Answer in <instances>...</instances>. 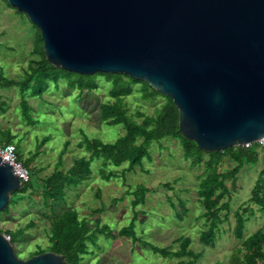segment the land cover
Wrapping results in <instances>:
<instances>
[{
    "label": "rangeland",
    "instance_id": "rangeland-1",
    "mask_svg": "<svg viewBox=\"0 0 264 264\" xmlns=\"http://www.w3.org/2000/svg\"><path fill=\"white\" fill-rule=\"evenodd\" d=\"M37 30L26 15L0 0V72L4 77L21 80L29 66H36ZM72 78L78 80L76 76ZM82 80L88 82L89 78ZM94 82L96 88L91 91L84 89L79 93L64 82L59 90L51 89L39 98L26 97L28 118L19 89L0 88V131L9 130L21 148L23 161H32L30 168L36 183L33 191L20 199L13 198L8 213L0 212L1 234L9 238L10 232L22 231L14 246L19 259L27 260L31 253L47 248L51 219L68 208H75L80 217H88L89 226H106L111 233L110 238L105 236L107 233L96 235L81 264H177L179 259L155 254L143 242L176 252L179 238L190 239L188 249L199 256L196 264H228L232 250L241 242L234 235L237 213L245 222L244 237L264 231V214L250 200L264 167V149L260 146L256 149L255 165L244 163L235 174L231 171L237 163L230 159L218 167L228 190L221 203L228 202V208L219 212L221 222L213 247L199 243L200 232L207 224L201 216L205 210L196 195L204 167H192L184 159L179 142L171 138L152 142L148 158L132 171H126L127 163L110 167L111 178L103 179L98 174L100 161L94 160L90 167L92 176L75 187H66L64 200L46 208L41 196L45 180L56 169L67 171L79 158L89 159L83 136L111 143L124 134L121 125H106L100 118V105L114 101L110 96L111 82L102 75ZM138 89L135 86L134 93L124 99L128 114L139 110L147 116L154 115L165 99L144 100ZM138 186L146 188V193L141 204L133 207L132 192ZM44 212L46 216L42 215ZM132 221L138 239L135 243L118 233Z\"/></svg>",
    "mask_w": 264,
    "mask_h": 264
},
{
    "label": "water",
    "instance_id": "water-1",
    "mask_svg": "<svg viewBox=\"0 0 264 264\" xmlns=\"http://www.w3.org/2000/svg\"><path fill=\"white\" fill-rule=\"evenodd\" d=\"M40 31L46 60L77 75L124 74L169 97L184 137L218 152L264 137V0H6ZM0 158V212L20 189ZM0 264L21 260L0 233Z\"/></svg>",
    "mask_w": 264,
    "mask_h": 264
},
{
    "label": "trees",
    "instance_id": "trees-1",
    "mask_svg": "<svg viewBox=\"0 0 264 264\" xmlns=\"http://www.w3.org/2000/svg\"><path fill=\"white\" fill-rule=\"evenodd\" d=\"M8 6L6 0H3ZM37 30L39 40L35 36V50L39 56L34 61L36 66H29L21 80H12L4 77L0 72V88L17 87L22 95L23 112L26 118L28 105L25 98L41 97L51 89L59 90L60 84L68 82L71 88L79 91L84 89L92 90L96 88L94 79L102 75L111 82L110 96L114 99L111 103L100 105V118L106 125H121L124 134L114 142L105 143L100 139H89L83 136L82 143L85 150L89 153V159L79 158L67 170L56 169L45 182L41 191L42 202L46 208L53 206L64 200V189L75 187L92 176L91 163L94 160L100 161L98 174L103 178H111L110 167L118 168L124 163L128 164L126 171H132L134 167L141 166L144 158H148V149L152 142L159 143L161 140L171 138L177 140L182 148L183 157L190 161L192 167L203 165L204 173L198 184L196 195L200 204L204 208L202 217L206 218V227L200 232L199 243L204 247H213L216 241L218 225L221 222L219 212L228 208V202L221 203L224 195L228 192L224 184V176L218 171L219 165L225 160L230 159L237 163L231 171L235 174L238 168L244 163L255 165L257 163V143L246 146H234L224 151L206 152L201 150L194 141L184 137L179 128L180 115L173 101L157 90L151 88L146 82L134 80L124 74H102L96 73L92 76H82L54 67L47 60L43 51V41L41 34ZM78 78L75 81L72 77ZM89 78L86 82L83 78ZM52 86V87H51ZM135 86H139L141 97L144 100H155L162 97L165 101L157 108L154 115L147 116L137 110L135 114H128L124 99L132 95ZM141 119V121H139ZM14 136L9 130L0 131V146L13 144L16 148L17 159L29 171V181L20 186L18 191L9 195V202L3 212L8 213V207L13 204V198L20 199L29 190H34L33 171L31 170V160L22 159L21 148L14 141ZM141 139L140 143L137 140ZM45 141V140H44ZM42 141L41 143H44ZM41 147V144L38 145ZM264 149V148H263ZM207 157L204 160V157ZM264 161V157H263ZM146 188L138 186L133 192L132 206L136 207L144 200ZM251 202L256 205L261 213L264 214V167L259 172L251 193ZM183 205L182 202H180ZM46 216L45 212L42 213ZM244 220L237 213L235 216L234 235L240 239L239 247L232 250L228 264H264V231L257 230L244 237ZM133 221L128 227L119 230L120 236L132 238L135 243L138 239L134 233ZM22 231L10 232L7 236L11 245L14 247ZM107 233L105 236L111 237V233L106 226L95 224L89 226L88 217H80L75 208H68L59 215H54L51 219L49 245L45 250L39 249L31 253L29 258L46 252L59 255L64 264H81L83 257L89 254V243H93L97 234ZM179 250L170 252L165 248H159L147 242H143L145 247H149L153 253L164 257H175L179 259L177 264H196L199 257L188 247L191 243L189 238H179ZM15 255H19L15 252ZM19 258V257H18Z\"/></svg>",
    "mask_w": 264,
    "mask_h": 264
},
{
    "label": "built area",
    "instance_id": "built-area-1",
    "mask_svg": "<svg viewBox=\"0 0 264 264\" xmlns=\"http://www.w3.org/2000/svg\"><path fill=\"white\" fill-rule=\"evenodd\" d=\"M257 144L261 148H264V137L259 140ZM248 146L249 145H246V147ZM0 158L13 168L15 174L19 177L20 185L26 184L29 181V171L18 161L16 148L13 144L0 146Z\"/></svg>",
    "mask_w": 264,
    "mask_h": 264
}]
</instances>
